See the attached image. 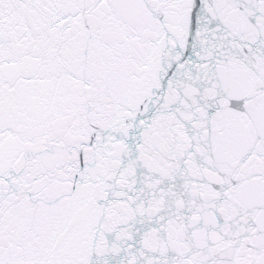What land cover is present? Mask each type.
<instances>
[{
	"label": "snow or ice",
	"instance_id": "snow-or-ice-1",
	"mask_svg": "<svg viewBox=\"0 0 264 264\" xmlns=\"http://www.w3.org/2000/svg\"><path fill=\"white\" fill-rule=\"evenodd\" d=\"M0 264H264V0H0Z\"/></svg>",
	"mask_w": 264,
	"mask_h": 264
}]
</instances>
